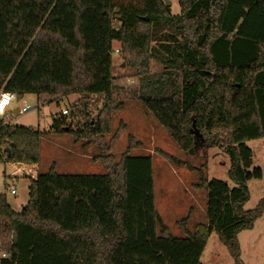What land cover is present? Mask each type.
Masks as SVG:
<instances>
[{
  "label": "trees",
  "instance_id": "obj_1",
  "mask_svg": "<svg viewBox=\"0 0 264 264\" xmlns=\"http://www.w3.org/2000/svg\"><path fill=\"white\" fill-rule=\"evenodd\" d=\"M178 5L171 14L163 0H0V92L35 94L43 104L77 94L51 133L96 145L105 168L38 172L19 212L0 193V251L10 255L0 264H204L212 232L240 264L237 234L264 214V196L244 209L247 182L262 176L246 143L264 138V0ZM114 42L143 72L138 99L172 141L191 154L216 147L228 158L231 184L200 174L206 222L189 230L183 218L181 237L155 209L151 156L125 151L115 161L114 138L103 141L122 108ZM149 59L163 66L151 78ZM93 96L102 98L95 116ZM8 120L0 116V163L36 164L40 132Z\"/></svg>",
  "mask_w": 264,
  "mask_h": 264
},
{
  "label": "rangeland",
  "instance_id": "obj_2",
  "mask_svg": "<svg viewBox=\"0 0 264 264\" xmlns=\"http://www.w3.org/2000/svg\"><path fill=\"white\" fill-rule=\"evenodd\" d=\"M167 1L170 2L171 14H177L178 0ZM154 44L152 41L150 46ZM118 47L119 44L114 42L111 50L112 81L122 108L112 114L110 131L104 135L103 141L108 145L114 138L108 152L115 161L125 151L130 156H151L155 209L170 233L181 237L183 218L188 217L185 223L189 230L196 223L206 222V192L198 185L200 174L207 179H220L231 184L226 173L228 158L216 147L200 148L191 154L181 150L172 141L138 99L143 72L131 61L127 62L121 51L115 52ZM146 66L145 75L148 78L163 70V66L153 59H149ZM78 98L77 94H69L43 104L35 94H25L12 100L6 107L8 121L38 130L41 134L36 164L0 163V193L6 195L14 211L19 212L27 203L30 179L38 172L53 167L58 173H104L100 150L96 145L86 144L82 140L76 142L70 134L51 133L53 118L59 116L61 110L68 109L70 102ZM90 101L89 111L95 116L101 108L102 98L93 96ZM25 104L31 107L30 111L24 109ZM246 144L252 151L253 166L260 167L262 171L261 178L247 182L249 200L244 204V209L248 210L264 196V138L250 140ZM10 187L15 190V195L10 194ZM237 240L241 251L240 264H264V214L254 221L251 229L240 231ZM200 260L204 264H233V258L215 232L208 237Z\"/></svg>",
  "mask_w": 264,
  "mask_h": 264
},
{
  "label": "built area",
  "instance_id": "obj_3",
  "mask_svg": "<svg viewBox=\"0 0 264 264\" xmlns=\"http://www.w3.org/2000/svg\"><path fill=\"white\" fill-rule=\"evenodd\" d=\"M114 51L118 52V49H115ZM14 99H16V95L14 93H12V92H4V91L0 92V116H2L5 113L6 107ZM24 109L26 111H30L31 107L28 104H25L24 105ZM61 113L65 114L66 113V109L61 110ZM9 192L12 195L15 194V190L13 188H11V187L9 189ZM1 260L10 261V255L7 252H5V251H0V261ZM6 264H12V262H7Z\"/></svg>",
  "mask_w": 264,
  "mask_h": 264
},
{
  "label": "water",
  "instance_id": "obj_4",
  "mask_svg": "<svg viewBox=\"0 0 264 264\" xmlns=\"http://www.w3.org/2000/svg\"><path fill=\"white\" fill-rule=\"evenodd\" d=\"M163 2H164V4H165L166 7H169L170 6V2L169 1L163 0ZM142 19L148 20V17L145 16V17H142Z\"/></svg>",
  "mask_w": 264,
  "mask_h": 264
},
{
  "label": "crops",
  "instance_id": "obj_5",
  "mask_svg": "<svg viewBox=\"0 0 264 264\" xmlns=\"http://www.w3.org/2000/svg\"><path fill=\"white\" fill-rule=\"evenodd\" d=\"M36 176V175H35ZM34 178V177H33ZM13 195H15V194H13ZM11 207V206H10Z\"/></svg>",
  "mask_w": 264,
  "mask_h": 264
}]
</instances>
